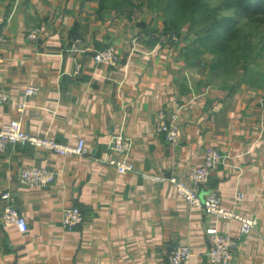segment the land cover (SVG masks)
<instances>
[{
	"label": "crops",
	"instance_id": "0c3cea01",
	"mask_svg": "<svg viewBox=\"0 0 264 264\" xmlns=\"http://www.w3.org/2000/svg\"><path fill=\"white\" fill-rule=\"evenodd\" d=\"M163 27L162 14L101 9L100 0H0V87L10 94L0 104V125L20 118L32 134L66 145L85 139L89 149L64 156L17 144L0 154V217L10 192L28 223L21 233L0 218V264H169L178 245L191 248V264H211L210 227L240 237L231 264H264V89L206 81L187 63L184 35L176 45L140 38ZM34 28L41 35L31 42ZM76 37L86 51L65 52ZM110 45L120 53L118 66L96 64L95 52ZM29 86L39 92L26 96ZM161 110L179 113V145L157 133ZM115 134L133 140V172L119 174L104 162ZM209 146L224 158L201 194L215 191L224 207L256 219L248 235L240 236L238 220L190 205L170 181L146 178L186 180ZM31 165L55 169L57 180L22 185L19 173ZM239 191L246 196L236 206ZM70 207L85 217L72 231L62 225Z\"/></svg>",
	"mask_w": 264,
	"mask_h": 264
},
{
	"label": "built area",
	"instance_id": "2783aa9c",
	"mask_svg": "<svg viewBox=\"0 0 264 264\" xmlns=\"http://www.w3.org/2000/svg\"><path fill=\"white\" fill-rule=\"evenodd\" d=\"M41 35L39 28L30 30L27 38L31 42H36ZM141 39L145 41H156V45H176L179 39L175 35H165L160 33L142 34ZM4 37L0 33V43ZM67 53L78 55L85 52L82 38L76 37L64 50ZM96 64H102L110 67H116L120 63L121 56L114 45H110L102 51L95 52L93 56ZM39 92L37 86H29L25 90L26 96H34ZM10 100V94L0 87V104ZM17 109L20 113L24 111V104L19 103ZM156 131L162 134L168 143L179 145L181 142L182 125L178 112H169L161 110L156 122ZM33 146L44 148L50 152L64 156H85L89 154V149L85 139H80L76 145L61 144L50 136H39L25 130L20 118L12 120L9 123L0 125V154L3 153L9 145ZM108 158L104 162L114 167L119 174H127L135 170L131 162V156L134 150L133 140L123 134L112 136L108 146ZM222 152L215 146H209L204 153V160L200 166L190 170L186 180H180L176 176L155 177L146 176V178L165 182L170 181L176 186L178 194L190 205L204 210L207 214L214 215L222 220H238L241 223L240 236L250 234L257 226L258 221L252 218H246L235 210L224 207L220 195L215 191L206 192L205 196L201 194L206 190L212 172L223 162ZM58 173L53 168L40 167L36 165L25 166L19 173V181L22 185L29 187L43 188L52 185L57 180ZM245 193L237 192L234 203L236 206L242 205L245 201ZM4 197L9 200L1 213V222L4 226H16L21 233L28 230L26 218L18 211L16 202L10 192H6ZM84 213L79 207H70L64 211L62 225L65 230L72 231L78 228L84 222ZM209 249L207 259L211 264H231L235 253L240 247V237L235 238L230 234L222 233L216 227H210L206 230ZM192 250L189 246L178 245L168 256L169 264H191Z\"/></svg>",
	"mask_w": 264,
	"mask_h": 264
},
{
	"label": "trees",
	"instance_id": "16d2710c",
	"mask_svg": "<svg viewBox=\"0 0 264 264\" xmlns=\"http://www.w3.org/2000/svg\"><path fill=\"white\" fill-rule=\"evenodd\" d=\"M146 2L149 9L162 13L164 21L162 31L151 30L146 34H171L177 36L181 42L183 28L186 24L189 25L186 34L194 33L196 39L187 46L185 57L188 65L193 68L200 66L203 57L208 54L214 57V67L220 72L228 68L234 72L236 67L232 65L254 52L240 21L245 19L254 24L264 23V0H225V8L235 10L234 15L222 14L211 0ZM128 5H133L132 0H100L101 9L126 10ZM186 38L184 35V39ZM150 42L156 44V41ZM241 83L242 81L239 82Z\"/></svg>",
	"mask_w": 264,
	"mask_h": 264
},
{
	"label": "rangeland",
	"instance_id": "374dc122",
	"mask_svg": "<svg viewBox=\"0 0 264 264\" xmlns=\"http://www.w3.org/2000/svg\"><path fill=\"white\" fill-rule=\"evenodd\" d=\"M213 5L219 7V10L222 14L226 15H234L235 10L226 9L225 0H211ZM132 4L128 5L126 10H134V9H146L151 12L162 14L161 12L154 11L147 7L146 0H132ZM146 12V11H145ZM243 26L244 33L248 36L249 41L252 43V48H254V52L247 55L244 60L242 59L239 63L234 64L232 66L236 67L234 72L229 68L222 70L216 69L214 67V57L212 55H205L200 64L201 73L205 75L206 81L216 86H236L240 81L247 85H250L254 88L264 89V23H250L245 19L240 21ZM189 28V25L183 28V32L185 37L186 46L191 45L193 41H195L196 36L194 33H187L186 29ZM180 43V42H179ZM85 47V46H84ZM83 53V52H82Z\"/></svg>",
	"mask_w": 264,
	"mask_h": 264
}]
</instances>
